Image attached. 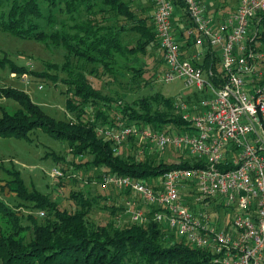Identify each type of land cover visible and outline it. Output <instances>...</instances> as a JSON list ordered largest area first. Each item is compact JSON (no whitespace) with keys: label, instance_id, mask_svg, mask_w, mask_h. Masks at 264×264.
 Instances as JSON below:
<instances>
[{"label":"trees","instance_id":"obj_1","mask_svg":"<svg viewBox=\"0 0 264 264\" xmlns=\"http://www.w3.org/2000/svg\"><path fill=\"white\" fill-rule=\"evenodd\" d=\"M12 1L14 0H0V28L18 35L19 25L16 21L25 20L23 8L30 7L29 14L39 9L38 6L37 8L33 6L31 0H22L25 7L20 8L18 4L15 12ZM62 2V10L66 16L70 19H78L76 31L79 34H71L66 30L63 33L55 31L46 37L60 44L67 51L63 55V64L69 58L75 62L72 57H82L88 65L96 63L97 66H87L84 62L77 63L79 68H76L75 64L62 66L68 75L64 108L70 114L64 118L56 119L49 116L23 91L7 89L5 92L0 88V95L3 93L10 95L19 103V107L12 114L1 113L0 136L13 135L28 139L27 132L39 127L53 137L64 139L69 152L73 155L89 154L90 157L81 162L85 166H102V169L95 173H86L88 180L95 178L96 182L99 181L101 172L105 170L129 174L151 182L170 167L194 165L193 160L188 157L179 161L159 159L155 157L157 154L154 150L145 151L141 155L134 151L113 152L110 141L103 139L96 132L98 126H112L118 121L125 124L143 121L156 126L171 123L177 128L186 125L187 121L182 119L172 106V95L167 96L158 91L151 93L137 91V88L151 87V74L156 75L164 69L161 50L154 36L151 12H149L151 1L62 0ZM146 2H150L149 7V3ZM171 2L174 6L183 8L182 0H171ZM9 3L12 7L4 9V5ZM250 26H253L255 32L253 36L251 33L248 34L246 45L263 54L261 59L263 63V11L251 18ZM72 28L75 30L74 26ZM31 29L36 30L34 27ZM174 30L173 27V33L185 42L179 43V50H184L181 56H187L188 37L182 31ZM32 36L40 38L42 34L39 36L36 32ZM78 42L85 43L88 50L81 51V48L74 46ZM156 49L158 54L155 57ZM121 50L131 53L133 59L131 64L126 65L131 72L128 75V82L136 85L130 91L137 93L129 101L123 100L119 96V91L114 92L115 96L114 94L110 96L101 90L102 83L108 82L107 78H103L104 74H111L109 79L113 81L116 79L117 70L111 72L107 67H110L109 63L114 62L111 58L112 53ZM145 56L152 60L150 62L152 71L147 65ZM140 57L144 60L142 63L139 62ZM104 60L109 63L106 64ZM218 61V52L209 47L203 52L200 65L215 71ZM15 67L20 66L15 65ZM147 69L152 73L149 72L144 76ZM92 77L100 80L99 87L91 83ZM186 99L189 100L188 95ZM61 162L62 173L73 163L72 160H61ZM75 164L77 168L82 166L79 162ZM12 175L7 182L9 190L23 197L20 192H24L26 188L17 172ZM73 179L77 180L76 177ZM31 195L24 197L26 199L29 197V200H34L37 206L41 207L43 218L39 223L32 221L30 237L24 241L14 236L21 227L17 220L18 216L7 209L0 200L1 209L3 211L7 209V215L14 217L10 218L13 225L11 232L3 233L0 230V264H213L207 249L193 246L169 230L170 234L167 237L161 228L162 224L154 220L130 221L120 226H113L110 221L99 225L90 222L88 214L91 207L97 204L105 205L100 201L108 200L110 198L108 194L98 191L90 193L89 189H82L81 186L70 188L66 197L74 200L75 206L72 209L59 207L55 198L43 193ZM113 197V199L118 198L120 202L111 201L108 206L111 211L121 208L126 196L123 192L114 194Z\"/></svg>","mask_w":264,"mask_h":264},{"label":"built area","instance_id":"obj_2","mask_svg":"<svg viewBox=\"0 0 264 264\" xmlns=\"http://www.w3.org/2000/svg\"><path fill=\"white\" fill-rule=\"evenodd\" d=\"M150 1L164 64L156 76L161 82L178 79L182 89L197 95L189 100L179 91L172 95L186 125L118 121L96 132L116 153L170 148L177 161L188 157L195 164L165 169L151 182L107 170L99 181L131 194L123 200L130 220L164 225L207 249L213 264H264V68L262 53L245 42L264 0H238L218 21L201 0H182L183 31L193 44L184 57L173 33V3ZM209 47L219 55L215 71L200 65ZM49 173L62 175L57 166Z\"/></svg>","mask_w":264,"mask_h":264},{"label":"rangeland","instance_id":"obj_3","mask_svg":"<svg viewBox=\"0 0 264 264\" xmlns=\"http://www.w3.org/2000/svg\"><path fill=\"white\" fill-rule=\"evenodd\" d=\"M31 3L35 8L38 6L39 11L35 9L36 12L32 11V13L29 14L28 11H31V8L25 7V3L22 0L12 1L14 11L18 4H20V8L25 7L23 8L25 20L16 21L19 25L18 35L0 28V88L5 92L7 89L25 92L33 102L37 103V105L51 117L56 119L64 118L65 116L68 117L70 114L66 112L64 108L68 75L62 69V66L66 64H75L76 68H79L77 63L83 64L84 62V65L87 66H97V64L91 63L94 65H88L82 60V57H72L75 62L71 61L69 58V60H66L63 64V55L67 51L64 50L65 48L60 44L46 37L50 36V34L55 31L57 33H63L69 30L71 34H79L78 31H76L78 19H70L66 16L63 12L64 10H62V0H31ZM31 3L29 2L28 5ZM146 3H149V7L150 2ZM12 5H10V3L5 4L4 9L12 7ZM14 18H16L15 15ZM73 26L75 30L72 28ZM33 27L36 28V30L31 29ZM258 27L260 29L261 24ZM253 30V26H250L248 34L251 33L253 36L255 32H253ZM36 32L39 36L40 34H42V36L40 38H33L32 35L36 34ZM79 42L77 43L79 45H73L81 48V51L88 50V47H85V43ZM154 54L156 57L158 49H156ZM131 56V53L121 50L120 52L115 51L112 53L111 58L114 62L109 63L104 60L106 64L109 63L110 67H107V69L111 72L117 70V74L114 81L109 79L111 74H104L105 77L103 78H107L108 82L106 84L102 83L101 90L103 93L111 96L114 92L119 91V96L125 101H129L130 98L136 95L137 92L133 93L130 91V89L136 87L135 83L128 82V75L131 72L127 65L133 62ZM144 58L148 62L147 65L150 69V62L152 60L150 61V57L147 56ZM143 61L144 60L140 57L139 62L142 63ZM15 65L20 67L16 68ZM262 67L264 68V62L262 63ZM149 69L145 71L144 76L148 75L149 72L152 73V69H150L151 71ZM152 74L151 87H145L143 89L137 88L138 93L158 91L169 96L175 94V92L182 88L181 81L178 79L169 82H161L159 79L160 74L158 76ZM90 81L94 86L99 87L101 85L99 79L92 77ZM188 96L190 98H197V95L192 93ZM18 107L19 103L13 97L5 93L0 95V115L2 112L12 114ZM27 135L28 139L15 137L13 135L0 136V200L7 209L11 210V212L16 214L19 218L17 220L21 227L18 233L14 235L15 238H21L23 241L27 240L31 234L30 227L32 221L39 223L43 218V214L39 213V211L42 210L40 209L41 207L37 206L34 200L28 199L32 196L31 194L43 193L48 197L55 198L59 207L72 209L75 203L73 199L66 197L67 192L70 188H80V186L82 189H89L90 193L98 191L108 194L110 197L108 200L100 201V203L104 202L105 205L100 206V204H97L91 207L88 214L90 222L99 225L104 224L106 221H110L111 225L120 226L123 223L132 221L123 205L121 208H116L114 211H111L110 207H108L111 201L120 202L118 198L113 199L115 198L113 196L114 194H121L124 191L112 186L101 185L100 181L96 182L95 178L93 179L92 177L91 180L87 179L86 173H95L102 169V166L99 165L85 166L81 163L83 160L90 157L89 154L73 155L69 152L67 143L64 139L53 137L39 127L30 129ZM155 153L157 154L155 157L165 159L166 161H175L177 156L170 148H164L162 152L157 153L155 151ZM61 160H72V165H74V167L70 165L69 168L62 173L61 177L51 176L49 172L52 167L57 166L60 168L61 165H63ZM76 162H79L82 166L77 168ZM15 172L19 174L26 188V190L24 189V192L22 191L20 194L29 196L27 199L24 196H17L16 193L9 190L10 188L7 182L10 180L9 178L13 176L12 173ZM74 177H76L77 180L73 179ZM124 194L126 197L131 195L125 192ZM137 203L140 205L139 202ZM195 207L198 208L199 206L196 205ZM1 208L2 205H0V230L3 233H9L13 228L10 218L14 217L7 215V209L3 211ZM142 208H144V206ZM161 228L168 237L170 234L168 229L163 225Z\"/></svg>","mask_w":264,"mask_h":264},{"label":"crops","instance_id":"obj_4","mask_svg":"<svg viewBox=\"0 0 264 264\" xmlns=\"http://www.w3.org/2000/svg\"><path fill=\"white\" fill-rule=\"evenodd\" d=\"M201 1L205 4L209 13L213 16V19L215 21H218L219 19L224 17V15L226 13L233 10L238 4V0H201ZM149 12H151V7H150ZM172 18H173V26L175 29L174 31L180 30L185 35V33L183 31V23H184V20L186 19V16L184 14L183 9L180 7L174 6ZM175 36H176L178 43H181V42L185 43L179 37H177V35H175ZM187 43H188L186 46L187 47V54L188 53L190 54L191 51L193 50V44H191V42L189 40L187 41ZM183 52H184V50L182 49V53ZM178 91L181 94L185 95L186 97H187V95H189V92L187 90L182 89V88ZM177 92H175V93H177Z\"/></svg>","mask_w":264,"mask_h":264}]
</instances>
